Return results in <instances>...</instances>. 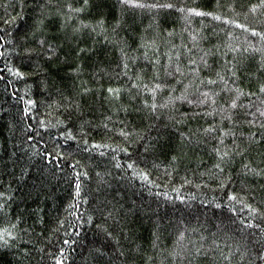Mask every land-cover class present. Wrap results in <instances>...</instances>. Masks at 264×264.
I'll use <instances>...</instances> for the list:
<instances>
[{"label": "trees", "instance_id": "trees-1", "mask_svg": "<svg viewBox=\"0 0 264 264\" xmlns=\"http://www.w3.org/2000/svg\"><path fill=\"white\" fill-rule=\"evenodd\" d=\"M68 4L81 11L69 10ZM167 4L173 7L155 6ZM193 8L198 11L190 12ZM207 12L227 16L228 20L201 14ZM101 14L103 27L97 24ZM38 18L44 19L48 38L59 45L53 57L41 54L22 59L12 51V44L0 42V51L5 53L0 56V192L7 191L6 196L0 197V204L7 203L6 210L0 209V229L7 227L9 221L15 223V216L21 213L31 224L29 213L35 214L38 209L46 213V223L35 233H22L11 248H0V264H57L59 259L63 264H254L256 257L248 254L252 246L245 244L239 228V218L249 212L245 204L264 207L259 203L264 200V177L245 174L242 168L247 165L264 170V144L250 145L241 135L254 128L233 125L227 119L221 121L223 114H217L189 120L180 129L186 131L190 127L195 132L197 127L215 120L236 133L235 137L225 136L222 146L231 152L235 140L244 151L233 153L224 169L234 183L220 189L216 181L201 177V172L216 162L211 149L218 146L219 131L207 135L196 132L200 142H192L178 166H167L164 156L159 160L149 157L145 166L137 158L143 145H133L135 151L120 152L113 145L122 144L121 138L117 135L109 140L101 131L100 122L110 116L113 122L124 121L130 127L147 124L149 120L137 119L135 110L139 109L141 116L147 115L141 101L151 102L152 93L137 85L162 84L156 92L158 105L165 102L169 93L180 96L184 91L188 99L198 101L205 88L217 90V106L227 104L235 92L225 90L220 81L207 83V77L215 79L217 71L228 81V88H234L235 81L244 93H256L239 99L243 108L235 111L241 117L249 111L248 103L253 105V111L264 105V94L258 89L264 83V37L260 35L264 33V2L137 0L131 4L124 0H88L85 4L84 0H0V35L7 31L10 39L18 29L35 26ZM6 20L10 23L5 24ZM242 25L256 28L257 32ZM113 30L125 45L123 51ZM76 45L90 51L75 61L73 57L66 58L69 49ZM202 58L207 60L208 68ZM232 63L237 66V77L226 74ZM74 64L82 65L84 70L70 71ZM178 65L181 73L175 71ZM10 67L20 68L25 76L10 74ZM193 68H199V73L190 71ZM42 81L50 86L43 88ZM108 87L119 89V96L109 94ZM81 88L91 90L83 99L78 95ZM61 94L65 99H60ZM68 98L87 100L91 107L83 115H72L69 121L71 113L65 107L71 102ZM29 99L35 105H27ZM175 107L181 113L197 110L196 104L186 100L177 101ZM158 112L150 117L155 125L170 124V109ZM78 115L91 122L87 128L90 140L108 147L94 150L67 136L68 129L73 130V135H81L74 127L80 123ZM62 120L68 123H59ZM61 132L65 133L63 137L58 135ZM45 153H52V159H45ZM72 158L79 166L72 164ZM133 161L139 167L128 169L127 164ZM198 161L202 165L199 169ZM117 163L121 165L119 169L115 167ZM21 167L28 174L18 181ZM84 171L88 176L83 175ZM133 171H146L148 178L133 175ZM77 175L81 180L80 195L75 191ZM185 179L191 183H185ZM242 189L247 193L240 196L244 203L233 201L231 206L237 211L232 213L228 210L226 190L239 195ZM217 204L222 207L217 208ZM105 207L112 211V217L101 214ZM61 219L63 224L58 223ZM27 224L19 223L18 229H26ZM107 232L113 235L108 236ZM25 248L28 254L22 258ZM246 248L245 259L241 260L240 254ZM229 249L231 258L226 261Z\"/></svg>", "mask_w": 264, "mask_h": 264}, {"label": "snow or ice", "instance_id": "snow-or-ice-1", "mask_svg": "<svg viewBox=\"0 0 264 264\" xmlns=\"http://www.w3.org/2000/svg\"><path fill=\"white\" fill-rule=\"evenodd\" d=\"M124 2L135 4L137 3V0H124ZM264 2V0H262ZM84 3L87 4L88 0H84ZM156 7H173L171 4L167 5H155ZM21 7H23V4H21ZM41 16L44 15V6L41 5ZM66 7L71 11L79 12L81 9H73L71 4L66 5ZM230 7V5H229ZM190 12H197L198 10L193 8L189 9ZM57 13L60 15H63V13L60 12L59 9H57ZM208 16H213L215 19L220 20H228L227 16H220L217 15L214 12H207V13H201ZM15 17H12V20H14ZM232 23H238V21H231ZM10 23V21L6 20L5 24ZM115 23L118 25L120 23L119 20L115 21ZM97 24L101 25L103 27V18L101 14V19L97 21ZM63 27V25L61 26ZM242 27L248 28L247 25H242ZM248 31L252 33H256V28H248ZM48 29L44 25V19L38 18L35 22V26L31 27L30 29H24V30H17V33L12 35V37L9 39V36L7 34V31L3 35H0V42H3L4 44H12L13 48L12 51L16 53L19 57L22 59H31L33 55L40 56L41 54L53 57L59 48V45L55 43L54 40H50L47 35ZM113 37L116 38V32L113 30L112 33ZM262 37H264V33H260ZM107 38V37H106ZM116 42L121 44V50L123 51V47L125 45L123 44V41L119 40V38H116ZM239 47V46H237ZM90 51L88 49H85L83 47H80L79 45H76L75 48H70L69 51L66 53L67 57H73L74 61L75 59H78L80 56H82L85 52ZM235 51V49H233ZM5 53L3 51H0V56H3ZM202 62L205 66V68H208L209 65L207 63V60H204L202 58ZM190 64H195L196 61H189ZM37 67L39 68L40 65L37 64ZM125 68H127V64L124 65ZM261 67L264 68V63L261 64ZM83 67L80 64H74L73 67L70 68V71L79 73L83 71ZM10 74L24 77L25 73L20 70V68L17 67H10L9 69ZM99 71V69H97ZM177 73H181L182 69L178 65L175 69ZM190 71L199 73V68H193L190 69ZM238 69L235 63L231 64V67H229L226 70V74L229 77H237ZM215 79L211 75L207 77V83L214 85L217 83V81L223 82L225 85V90L228 91H234L235 96L230 99V102L224 105H216V100L214 99L217 96V90H212L205 88L201 92V98L198 101L190 100L188 99V94L186 91L182 92L180 96L173 95L172 93H169V96L166 98L165 102L162 104L156 103V92L158 89L162 87V84L155 83L153 87H149L148 85H137V87H143L146 92L152 93V100L151 102L147 99L141 101L143 108L146 110L147 115L141 116L140 110L137 109V119L143 120L147 119L149 122L147 124H142L141 126L132 125L129 126V123H125L124 121H120L119 123H115L112 121V118L110 116L104 117L100 124L102 125L101 131H104L105 135L109 140L112 139L113 136H119L122 140V144L119 145H113V147H116L119 149L120 152L128 153L131 151H135L133 149V145L139 146L143 145L142 151L137 153V158L139 161V164H144L147 166L148 158L151 157L153 160H159L161 156H164L167 160V166H173L174 164L178 166V163L181 159H183L186 155V149L192 144V142H200V138L196 135V132H202L205 135L207 134H213L219 131V137L216 140L217 147H214L211 149V151L215 154L216 162L211 165L210 168L205 169L201 172V177L207 176L209 180L216 181V187L220 189H226V186L228 184L234 183L233 177L231 174L225 175L224 169L227 166L228 162L231 160L232 154H240L244 151V148H242L239 144L233 141L232 151L230 152L227 147H223V138L225 136H236V133L232 131L230 128L226 129L222 127L220 123H217L215 120H213L212 124H209L205 127H197L196 131L194 132L190 127L187 128L186 131H181L180 129L182 127H186L188 125L189 120H195L199 117H208L213 116L215 117L217 114H223L221 115L220 119L223 121L224 119H227L230 123L233 125L235 124H245L250 126V128H254L255 130H250L246 134L241 133L242 136H245L247 142L251 144H264V105L261 107L256 108L254 111L253 105L251 103H248V109L249 111L247 113H244V116L241 117L240 114H238L235 110L237 108H243V105L238 104L239 99L243 95L248 96H255L256 93L254 92H248L244 93V90L239 87V85L233 81V84L235 85L234 88H228V81L225 80L224 75H221L219 71L215 73ZM0 78H3V74L0 73ZM204 81L202 80L201 83ZM135 83V82H133ZM43 88L47 89L50 85L47 83V81H42ZM259 92L264 94V83H260L258 85ZM91 90L87 88H81L78 95L81 96L83 99V96H85L87 93H89ZM107 92L109 94H112L113 96H119V89L108 87ZM15 95V93H13ZM60 99H65L63 95H60ZM71 102L65 105V107L70 111L69 115V121L72 119V115L75 114H85V109L90 108L91 106L88 104L87 100H71V98H68ZM186 100L189 104H196L197 110L189 112H178L176 110V103L177 101H183ZM211 100V104H209V101ZM27 105H35V101L32 99L27 100ZM58 106H61L59 104V101H56ZM204 105H208L207 107H203ZM169 108L170 114H168L167 119L170 122V124H165L162 127H157L155 123L150 119L151 116L159 115L158 109L163 108ZM75 110L72 112V110ZM30 111V109H27ZM113 112L116 111V109H112ZM125 111L127 112V107L125 106ZM179 117V118H177ZM77 119L80 120V123L78 125H74L75 128H78V131L81 135H73V130L68 129L67 130V136L70 137L72 140H79L82 144L88 145L90 148H93L94 150L98 148H105L108 147L107 144H99L95 140H90L89 133L87 131V128L90 126V121L88 120H82L80 119V116H77ZM61 124H67L68 121H59ZM43 126V124L41 125ZM31 127V125H29ZM99 127V126H96ZM153 132H155V136L153 135ZM110 133V135H109ZM61 137L65 135V133L61 132L58 133ZM29 140L32 139L31 136L28 137ZM44 141L41 140V143ZM79 151V149H77ZM85 152H87V149H85ZM64 153H61V156H63ZM69 157H71V153H68ZM101 156L104 154L101 153ZM45 159L51 160L52 159V153H45ZM115 159V158H114ZM72 164L75 166H79V162L72 158ZM139 164L137 161H133L132 163L127 164L128 169H136L139 167ZM201 162L198 161V169L201 167ZM116 168H120L121 165L117 163L115 165ZM242 168L244 170L245 174H248L251 172L252 174L259 175L264 177V170H258V169H250L247 167V165H242ZM73 173L76 174V169H72ZM28 173L26 170L21 167L20 168V175L18 178L23 179L26 177ZM140 175L141 177L147 179L148 173L146 171H140L136 172L133 171V175ZM84 176H88V172H83ZM97 175H100L97 173ZM101 180H103V177L101 176ZM185 183H191L190 180L185 179ZM201 183H205L203 179H201ZM241 184L243 185V181H241ZM199 187V185H197ZM247 187V186H244ZM75 191L77 195H80L81 191V180L79 179V176H76L75 179ZM7 195L6 192H0V197H4ZM247 195L242 189L241 193L238 195L237 192L226 190V196H227V203H228V210L232 213H235L237 209L235 207H232L231 204L233 201H239L240 203H244L243 200L240 199V196ZM86 199V198H85ZM207 203V200L204 201ZM261 205H264V200H261L259 202ZM245 208L249 210L246 217L239 218L240 224L239 228L242 232V239L244 240L245 244H250L252 246V252L248 253L249 255H254L256 257L254 264H264V207L260 206H254L252 203H247L244 205ZM217 208H221L222 205L217 204ZM0 209H7V203L0 204ZM102 215L112 217L113 213L112 211L108 210L106 207L104 208ZM29 215L32 218V223L27 224V221L24 217V214L21 213L20 215L15 216V223L12 221H9V224L7 227L0 229V248L8 249L12 247V243L16 239L22 238V233L26 232H33L35 233V229L39 227H43L46 223V213L43 212L42 209H38L35 214H32L31 212ZM116 220H120L119 216L115 217ZM88 222H92V217L90 216L88 218ZM19 223H25L27 224L26 229H18ZM60 224H63V219L59 220ZM235 224L236 221H233ZM246 232L247 235H243V233ZM37 235H40V233H36ZM108 236H112V232H107ZM183 235V233H181ZM63 243L67 244L69 243L68 240H64ZM19 248V246H17ZM43 251V249H41ZM237 251H239V246L237 247ZM59 252L63 253L64 249L60 248ZM230 255L227 257H224V259L227 261L231 258V249H229ZM245 253H247V248L245 249V252H242L240 254V259H245ZM28 254V249H23V252L21 253L22 258L25 257ZM223 255V253H221ZM55 258V257H54ZM57 264H63V260L59 259L57 260Z\"/></svg>", "mask_w": 264, "mask_h": 264}]
</instances>
